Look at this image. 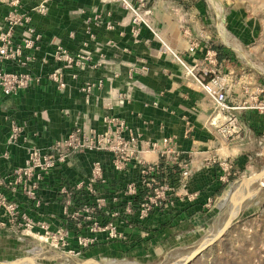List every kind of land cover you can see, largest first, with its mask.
<instances>
[{"label":"rangeland","instance_id":"374dc122","mask_svg":"<svg viewBox=\"0 0 264 264\" xmlns=\"http://www.w3.org/2000/svg\"><path fill=\"white\" fill-rule=\"evenodd\" d=\"M105 4L110 6L84 13L80 44L72 52L85 56L84 67L76 80L70 74L66 84L79 90L85 106L79 119L84 116V123L73 121L66 136L53 143L70 148V169L81 172L79 159L84 158L90 163L89 171L93 164H99L102 169L98 176L102 179L91 195L88 190L82 195L76 186L72 188L77 183L88 188L83 182L90 180L92 173L81 172L82 177L69 184L71 201L59 205L73 216L78 214V219H54L55 225L61 222L68 229L66 240L62 241L57 234L47 241H38L0 233V263L181 264L202 244L213 241L220 233H214L212 238L206 236L225 220L230 225L224 233L187 264H264V177L258 179L264 169V0H107ZM173 39L199 44L197 55L204 53L203 48L213 47L224 48L231 55L218 67L221 74L216 76L230 90L229 112L221 111L214 95H207L200 86L190 83L205 94L200 100L199 124L209 133L206 154L189 158L181 152L179 138L175 139V150L181 152L182 163L190 167L196 163L207 165L205 159L218 155L222 148L230 152L219 153L228 158L233 168L227 172L217 168L219 178H224V190L202 227L172 220L186 213L188 206L199 205L200 192H190L188 188L193 173L185 178L179 170L157 172L142 168L146 160L152 162L157 158L153 145L156 150L162 148L167 137L145 138L139 127L115 113L113 105L130 96L128 91L115 87L116 83L138 85L129 70L124 74L123 69L129 67L122 56L134 55V48L141 45L159 56L171 49ZM18 45L20 56L53 53L45 43ZM184 46L188 48L187 43ZM15 49L10 56H18ZM5 70L13 75V67L6 65ZM109 70L114 71L108 74ZM38 73L34 78L40 82L27 90L47 82L53 85L44 70ZM29 126L27 121L19 124L12 120L7 144L10 146L14 134L30 138ZM200 127L189 125L187 130L193 132ZM28 144L35 145L31 139ZM244 182L246 186L240 189L238 201L222 211L220 205L227 194ZM50 194L61 196L59 189Z\"/></svg>","mask_w":264,"mask_h":264},{"label":"crops","instance_id":"0c3cea01","mask_svg":"<svg viewBox=\"0 0 264 264\" xmlns=\"http://www.w3.org/2000/svg\"><path fill=\"white\" fill-rule=\"evenodd\" d=\"M106 1L54 0L50 5L48 15H36L35 23L43 33L45 42L52 38L60 39L63 46L73 52L80 44L79 30L84 25V13H90L98 8L101 9L103 5L110 6L105 4ZM33 2L34 0H26V3L30 5H33ZM172 29H174L173 26ZM71 32H76L74 38L69 36ZM171 43V50L176 52L183 53L190 47L189 42L185 41L175 40ZM184 43L188 44L187 49L184 48ZM134 49V55L122 56V60L127 63L128 67L132 65L140 66L145 61L149 66V72L144 76H134L137 78L138 85L122 81L115 84V87L121 88L122 92L128 91L131 96L130 99L124 102H114L115 113L134 126L139 127L145 134V138L160 140L175 135L179 138L183 148H181V152L187 153L189 158L203 155V153L205 155L209 133L207 128H201L202 126L199 124L202 118L199 115L200 108L202 109L200 100L205 94L190 84L193 80L185 77L182 67L173 62L166 54L154 56L152 54L154 52L148 50L144 45L136 46ZM201 55L202 53L194 57L201 58L203 57ZM184 57L191 62V56ZM41 59L42 56H39V61ZM50 63L52 62L50 61ZM220 63L224 64L225 60ZM47 67L45 70H49L52 64ZM128 70L129 68L123 69L124 74L127 75ZM109 71H107L108 74L114 70ZM94 75L98 76L99 74ZM73 86V84L68 86L64 94L58 95L54 85L47 82L40 88L24 90L17 97L4 98L0 96V177L8 174L12 168L22 166L26 159L24 149L7 144L10 134L9 126L12 120L17 121L19 124L27 121L30 125L29 139L42 148H47L53 144L58 137L66 136L73 121L84 123L85 118L83 116L82 119H79V113L85 106L80 98L78 88L74 89ZM72 93L73 96L70 95ZM154 103H158V107H155ZM35 112H38L37 115H33ZM135 114L141 115V118H137ZM189 125H199L201 129L194 128L192 132V129L187 130ZM190 131L192 133L188 135L187 132ZM7 151H9V159L3 158V154ZM225 151L230 153L226 148H222L218 152L225 153ZM219 153L217 154L222 157L223 154ZM79 163L80 169H82L81 171L78 167L79 171L83 175L88 174L90 172L89 161L81 158ZM190 169V173H193V175L188 182V188L190 192H200L198 195L199 205L188 206L186 213L180 218L172 220L176 224L186 222L194 227H202L210 217L217 198L222 195L224 185L220 181L218 173H216V166L198 165L196 163L192 164ZM81 172L78 173V170L76 172L73 169L60 166L46 178L47 182L42 187V194L44 198L54 203L48 212L57 209L53 200H58L55 195L51 197L50 193L54 189H58L59 186H69V184H72L71 181H74L77 177L81 178ZM8 195L12 196L9 192ZM12 199L16 200L13 196ZM0 233L5 234L2 230H0Z\"/></svg>","mask_w":264,"mask_h":264},{"label":"built area","instance_id":"2783aa9c","mask_svg":"<svg viewBox=\"0 0 264 264\" xmlns=\"http://www.w3.org/2000/svg\"><path fill=\"white\" fill-rule=\"evenodd\" d=\"M53 1L34 0V4L30 5L26 3V0H0V91L2 97H17L20 92L35 87V83L40 81L35 79L34 75L40 70L45 71L48 81L54 85L57 91L65 92L68 87L66 84L69 75L72 74L71 77L76 80L78 72L82 71L85 56H79L78 53L75 54L69 51L63 46L60 39L52 38L45 42L43 33L35 23L36 15H48ZM69 36L74 38L75 34L71 32ZM43 43L47 44L53 53L51 56H42L43 60L41 62L39 56H20V45L18 44L33 46ZM189 44L190 48L186 52H176L169 48L163 54H166L173 62L180 65L184 70L185 77L193 80L207 95H214L221 111L229 112L231 110L228 106L230 90H228L227 85L225 86L222 82H219L216 77L221 74L219 68L222 65L218 60L217 52L213 49L203 48L204 53L201 55L203 57L196 58L194 57L197 56L195 50L199 47V44L193 42ZM13 45L16 46L11 48ZM16 47L18 56H10L9 53L16 50ZM184 53L192 57L191 62L186 60ZM50 64H52V67L45 70ZM6 65L7 68H14L11 73L13 75L6 73ZM148 72L149 66L145 61L140 66L132 65L129 67L131 76H144ZM12 78L14 81H12ZM207 79H211V81L207 82ZM153 105L158 107V103ZM233 123H235V120H233ZM175 139H177L175 135L168 136L163 141L162 148L158 150L153 145L152 150L157 158L152 162L146 160L147 163L142 168L149 167L157 172H175L179 170V172L184 173L185 178H188L191 167L182 163L181 152L175 150L178 144ZM28 140L29 138L25 136L14 134L10 142L12 147H23L26 152V160L21 168H12L8 174L0 177V230L9 234L31 237L38 241H47L51 235L57 234L64 241L67 239L69 231L61 222L55 225L54 219L56 217L64 219L65 216L73 220L78 219V214L73 216L71 212H67L66 207L59 205L62 201L69 204L72 192H70L71 190L67 185L59 186L61 196L58 197V200H53L57 209L48 212L54 203L44 198L42 187L47 182L46 178L58 167L70 168L68 165L71 156L70 148H64L63 144L56 143L42 149L37 145H26ZM17 141L20 142L19 146ZM3 158L9 159V151L3 154ZM205 162L208 166H216L224 172L233 168L229 165L228 158H222L218 155L209 156L205 159ZM101 169L98 163L93 164L89 172L92 173V178L83 182L87 184L88 188H83V184L79 185L77 183L73 184L72 189L76 186L77 189L81 190L82 195H85L86 190H88L89 195L94 193L97 181L102 179L101 176H98ZM220 181H224V178H220ZM8 192L16 200L12 199Z\"/></svg>","mask_w":264,"mask_h":264},{"label":"bare ground","instance_id":"6f19581e","mask_svg":"<svg viewBox=\"0 0 264 264\" xmlns=\"http://www.w3.org/2000/svg\"><path fill=\"white\" fill-rule=\"evenodd\" d=\"M248 184V182H246ZM245 185V182L236 186L234 189H232L228 194L227 196L225 197V199L223 200V202L221 203L220 205V209L223 211L228 205L229 206H234V204L238 201V197L241 195L239 191H241L240 189L244 188ZM249 187V186H248ZM248 190V189H247ZM239 193V194H238ZM242 193V192H241ZM236 206V205H235ZM241 209V208H240ZM238 210V209H237ZM236 215V214H235ZM234 215V216H235ZM228 225L227 223L224 221H222V224L219 226V229H216L217 228V225L216 227H214L213 229H211L208 233V235L206 237H210L212 238V236L214 235V233H220L222 230H224V228H226ZM217 230V231H216ZM216 233V234H217ZM2 264V263H0ZM12 264V263H10ZM13 264H21L18 262L16 263H13ZM27 264H38V261H29ZM107 264H116L112 261H108Z\"/></svg>","mask_w":264,"mask_h":264},{"label":"water","instance_id":"95a60500","mask_svg":"<svg viewBox=\"0 0 264 264\" xmlns=\"http://www.w3.org/2000/svg\"><path fill=\"white\" fill-rule=\"evenodd\" d=\"M264 177V169L261 171V173L258 175V179L259 180H261L262 178ZM234 220V219H233ZM230 225V224H229ZM229 225L226 227V228H224V230H222L221 232H220V234L213 240V241H211V242H209V243H207V244H202L189 258H187V260H185L183 263H181V264H187V263H189L190 261H192L196 256H198V255H200L206 248H208L210 245H212L215 241H216V239L218 238V237H220L223 233H224V231L229 227ZM164 264H168V261H166Z\"/></svg>","mask_w":264,"mask_h":264},{"label":"trees","instance_id":"16d2710c","mask_svg":"<svg viewBox=\"0 0 264 264\" xmlns=\"http://www.w3.org/2000/svg\"><path fill=\"white\" fill-rule=\"evenodd\" d=\"M213 50L217 52L219 62H222L226 58L230 57L229 51L221 47H213Z\"/></svg>","mask_w":264,"mask_h":264}]
</instances>
